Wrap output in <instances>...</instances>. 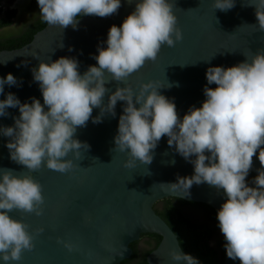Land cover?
<instances>
[{
    "label": "clouds",
    "instance_id": "1",
    "mask_svg": "<svg viewBox=\"0 0 264 264\" xmlns=\"http://www.w3.org/2000/svg\"><path fill=\"white\" fill-rule=\"evenodd\" d=\"M41 19L61 29L78 27V17H106L117 12L121 0H36ZM236 0H212L215 9L230 10ZM254 6L258 28L264 32V0H249ZM174 0H136L135 8L117 26L111 25L106 47L98 45L96 65L81 74L75 57L40 60L31 69L43 104L35 96L21 102L12 92L0 99V116L6 109H19L12 126H0V134L10 137L6 147L10 159L26 167L18 175L0 169V262L16 264L22 252L34 247L29 225L10 215L12 210L42 214L44 196L41 184L30 174L46 167L65 173L74 167L69 153L79 157L90 146L75 138L78 127L91 118L100 123L105 112L115 113L117 101L126 102L119 116L115 149L126 153V168L136 162L150 164L158 142L167 136L168 145L194 166L191 176L178 177L167 187L187 193L195 184L207 183L223 189L225 200L217 210L218 227L223 234L228 258L240 264H264V48L237 64L209 66L205 99L200 107L190 106L180 118L174 99L159 89L171 83L149 80L138 91L124 83L111 92L107 104L105 73L125 81L146 61H154L162 45L172 47L183 33L173 12ZM63 45H61L62 47ZM69 51L72 48L69 47ZM5 84H17L11 73L0 77V94ZM215 84V87L209 85ZM100 115L92 116L93 108ZM258 152L262 167L248 183L246 178ZM39 231H43L40 229ZM72 249V244L64 242ZM176 264H200L198 258L173 249Z\"/></svg>",
    "mask_w": 264,
    "mask_h": 264
},
{
    "label": "water",
    "instance_id": "2",
    "mask_svg": "<svg viewBox=\"0 0 264 264\" xmlns=\"http://www.w3.org/2000/svg\"><path fill=\"white\" fill-rule=\"evenodd\" d=\"M135 5L136 0H121L120 8L112 15L80 16L75 30L72 26L61 29L46 23L26 44L0 49V77L11 72L17 78L16 85L5 84L0 99L12 92L21 102H31L35 96L43 104L31 69L40 60L69 56L78 60V70L83 74L90 65L97 64L94 57L98 45L106 47L110 26H119ZM173 12L183 33L182 40L172 47L162 45L154 61H146L124 82L105 73L107 91L103 104L124 83L138 91L142 82L162 81L172 87L159 91L174 99L177 114L182 118L190 106L200 107L205 99L207 67H228L264 48V32L258 28L255 8L249 0H236L235 6L227 11L215 9L212 0H174ZM125 103L117 101L115 116L105 112L100 123H93L90 118L86 126L77 128L75 138L90 147L81 149L78 158L69 153L74 160L71 170L60 173L41 167L30 173L42 186L43 211L39 216L15 209L10 212L28 224L33 235L34 247L23 251L16 264H120L132 254L129 244L139 240L143 233L161 236L157 246L146 255L148 264H176L170 251L182 248L176 233L155 212L154 203L173 196L204 203L217 213L226 198L223 189L207 183H194L187 193L167 187L177 182L178 177L191 176L194 171V166L175 151V146L168 145L167 136L158 142L150 164L137 161L132 168L124 166L127 154L115 149L114 136ZM6 111L8 115L0 116V126H12L13 117L19 116L18 107ZM97 115H100L98 107L92 111L93 117ZM9 139L0 134V169L24 175L28 173L26 167L10 159L5 146ZM252 160L249 172L257 175L262 167L258 152ZM64 242L71 243L72 249L65 247ZM221 264L240 261L228 258L223 247Z\"/></svg>",
    "mask_w": 264,
    "mask_h": 264
},
{
    "label": "trees",
    "instance_id": "3",
    "mask_svg": "<svg viewBox=\"0 0 264 264\" xmlns=\"http://www.w3.org/2000/svg\"><path fill=\"white\" fill-rule=\"evenodd\" d=\"M30 8V13L26 12L28 18L20 23H18V19L13 21L15 9H0V49H12L26 44L32 39L34 33L46 24L40 17L38 5H31ZM255 176L254 173L249 172L246 181L251 183ZM185 205L201 207L207 216L218 225L216 212L212 207L201 202L186 201L179 197L169 196L156 201L153 208L176 233L179 244L185 253L198 258L200 264H221L225 242L223 234H220L217 245L211 246L209 240L214 233V228L206 222L193 221L183 212L182 207ZM141 237L146 238L148 247L139 250L136 248L137 241L131 242L129 245L132 248V254L122 260L120 264H148L146 255L157 246L161 236L155 233H143Z\"/></svg>",
    "mask_w": 264,
    "mask_h": 264
},
{
    "label": "rangeland",
    "instance_id": "4",
    "mask_svg": "<svg viewBox=\"0 0 264 264\" xmlns=\"http://www.w3.org/2000/svg\"><path fill=\"white\" fill-rule=\"evenodd\" d=\"M37 4L36 0H0V9L4 10L7 8L15 9V17L13 18V21L15 22L18 19V23L26 20L28 16L26 15V12L31 11V5ZM26 11H25V10ZM26 15V17H25ZM183 212L190 217L195 222H206L208 223L212 228H214V233L212 237L209 240V244L211 246L217 245V240L221 234V231L206 214L205 210L201 207H195L190 205H185L182 207ZM140 247L146 248L148 247V243L146 242V238H142L140 242Z\"/></svg>",
    "mask_w": 264,
    "mask_h": 264
},
{
    "label": "flooded vegetation",
    "instance_id": "5",
    "mask_svg": "<svg viewBox=\"0 0 264 264\" xmlns=\"http://www.w3.org/2000/svg\"><path fill=\"white\" fill-rule=\"evenodd\" d=\"M248 178H251V177H248ZM141 240H142V237L140 236V239L137 240V243H136V248L139 249V250H142V248L140 247Z\"/></svg>",
    "mask_w": 264,
    "mask_h": 264
},
{
    "label": "snow or ice",
    "instance_id": "6",
    "mask_svg": "<svg viewBox=\"0 0 264 264\" xmlns=\"http://www.w3.org/2000/svg\"><path fill=\"white\" fill-rule=\"evenodd\" d=\"M161 50V49H160ZM158 55V54H157ZM146 63V62H145Z\"/></svg>",
    "mask_w": 264,
    "mask_h": 264
}]
</instances>
